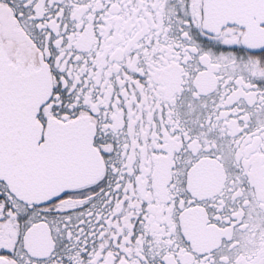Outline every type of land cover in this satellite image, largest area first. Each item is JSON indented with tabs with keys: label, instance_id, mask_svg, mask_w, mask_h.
<instances>
[{
	"label": "flooded vegetation",
	"instance_id": "af4514ba",
	"mask_svg": "<svg viewBox=\"0 0 264 264\" xmlns=\"http://www.w3.org/2000/svg\"><path fill=\"white\" fill-rule=\"evenodd\" d=\"M0 54L50 79L39 145L97 157L38 204L0 180V264H264V0H0Z\"/></svg>",
	"mask_w": 264,
	"mask_h": 264
},
{
	"label": "water",
	"instance_id": "95a60500",
	"mask_svg": "<svg viewBox=\"0 0 264 264\" xmlns=\"http://www.w3.org/2000/svg\"><path fill=\"white\" fill-rule=\"evenodd\" d=\"M50 95L45 74L24 73L0 54V180L36 204L93 181L97 171L94 132L85 122L52 126L39 145L34 119Z\"/></svg>",
	"mask_w": 264,
	"mask_h": 264
}]
</instances>
